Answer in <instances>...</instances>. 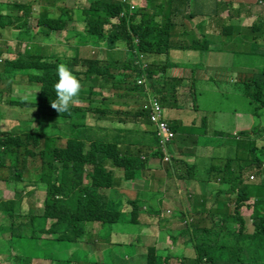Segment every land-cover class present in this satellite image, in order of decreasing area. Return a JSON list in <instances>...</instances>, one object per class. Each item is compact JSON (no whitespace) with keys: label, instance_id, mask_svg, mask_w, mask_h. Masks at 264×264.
<instances>
[{"label":"trees","instance_id":"trees-1","mask_svg":"<svg viewBox=\"0 0 264 264\" xmlns=\"http://www.w3.org/2000/svg\"><path fill=\"white\" fill-rule=\"evenodd\" d=\"M24 1L0 3V37L8 28L16 46L0 45V81L9 86L17 80L20 86L25 80L37 92L36 101L10 103L37 108L42 119H49L52 131L38 134L20 126L13 129V121L7 127L0 123V243H4L0 253L8 256L7 261L0 257V263L31 264L39 258L50 264H73L76 253L66 245L83 243L85 227L90 226L88 240L104 241L113 249L112 262L128 264L127 257L132 256L127 249L135 252L133 243H142L145 233L136 232L126 243L123 234L112 228L120 222L147 229L140 214L147 207L151 223L159 217L157 225L166 233L162 240L167 249L166 240H170L172 247L188 244L192 251L193 257L179 264H264V159L258 157L264 147L258 150L256 143L241 144L240 139L231 146L223 141L218 145L216 139L205 138L204 128L183 127L172 111L185 98L180 93L185 84L211 81L208 72L214 69L217 81L223 85L239 82L252 100L249 104H259L253 117L255 110L264 109V54L252 50L258 59L246 64L233 62L230 55L244 54L234 43L239 30L255 32L250 38L260 40L264 48V12L251 19L245 4L224 0H87V5L78 0H45L47 5L40 4L38 9ZM68 1L75 6L68 7ZM187 19L192 21L186 23ZM209 19L217 25L230 61L223 67L226 72L207 62L211 60L209 41L205 42L202 31L207 23V29L211 28ZM69 22L79 23L82 30L64 36ZM195 51L201 61L185 64L192 61L183 53ZM61 63L82 84L80 103L63 114L50 107ZM234 72L238 82L231 80ZM1 96L0 91V108ZM153 100L160 108L159 120L173 132L165 144H160L159 128L151 119ZM258 132L264 138L260 127L234 135L247 138ZM207 143L210 147L204 149ZM243 160L250 163L241 165ZM248 168L258 171L260 183L246 182L251 176L242 171ZM158 169L165 171L169 189L177 193L180 186H198L199 191H186L185 201L179 199L180 205H190L191 213L186 208L163 215L164 200L156 202L157 209L142 200L143 194H159L151 186L152 172ZM212 175L226 187L221 191L225 199L235 202L233 191L240 197L233 215L215 208L216 199H208L220 195L206 189ZM129 182L141 183L144 192L138 190L134 196L130 191L134 198L119 199ZM40 188L44 192L37 191ZM37 198L41 207L36 209ZM251 198L254 201L244 204ZM243 207L252 210L250 221L239 211ZM175 221L185 225L176 236L163 225ZM155 253L152 249L141 264L178 262L170 254L161 260Z\"/></svg>","mask_w":264,"mask_h":264},{"label":"rangeland","instance_id":"rangeland-1","mask_svg":"<svg viewBox=\"0 0 264 264\" xmlns=\"http://www.w3.org/2000/svg\"><path fill=\"white\" fill-rule=\"evenodd\" d=\"M6 1L8 0H0V3H5ZM11 1H14V0H11ZM44 1L45 0H25L24 2H31L33 8L38 9V5L40 7V4H42L43 6L47 5L46 3L43 4ZM78 1L83 2L84 4L82 5L88 4L86 3L87 0H78ZM67 6L74 7L75 5L73 4V2L68 1ZM261 9L264 12L263 6H261ZM261 9H260V12H261ZM49 11L54 12L52 9ZM250 11L252 13L254 11V8H251ZM190 21L192 20L187 19L186 23ZM248 21L249 19H246L245 23H247ZM76 24L77 23L75 22L74 23L69 22L67 29L63 32L64 36H70L76 31H81L82 27L78 26L79 23L78 25ZM246 31L241 32V30H239L241 36L246 37L245 41L248 42V44L246 45H242V41L239 40L240 37H238L236 34L234 36L237 39L238 48L244 49L243 55L240 54L237 56L235 54H232L234 52L230 54L231 56H234L232 57V60H234L233 62L238 63V64L240 63L246 64L249 60L258 59V57H254L252 55L253 53L252 50L257 51L258 54L260 52L264 54V48H262L261 50V47L259 45L260 40L256 42L254 41L253 38L252 39L250 38L253 36V34H256V33L253 32V34H245ZM202 33L205 34L206 36L205 42L207 40L209 41V46H208L209 52L208 53H209L211 60L207 59V62L211 63L217 68H221L223 72H226L223 69V67H228L230 61H229L228 55L223 52V45H222L221 37L218 31L203 29ZM173 37L177 38L178 36L173 34ZM59 38H61V36H59ZM1 44H5L7 45V47L8 45L11 44L12 46H14V48L16 47L15 40L9 34L8 28H6L5 32H3V34L0 37V45ZM22 46H20V49H22ZM89 47L93 48L94 45L92 43H89ZM97 53L99 54V52ZM183 54L186 55L187 59L189 58L188 55H190V60L192 61V62L186 61L184 62L185 64L186 63L194 64L193 62L201 61V58L198 57V54L196 51L195 52H185ZM172 59L173 57L171 56V60ZM174 60L182 61V59H177V58ZM203 60H205V55L203 57ZM1 65L2 63L0 62V70H1ZM208 73L210 76H212L211 81L189 82L188 84H185L184 90L180 92V93L185 94L184 96L185 98L182 102L178 103L179 109L172 110V111L174 112V114L178 115L176 119H180L183 127L191 128L193 127L192 124H194L195 128H204V130L206 131V134L204 135L205 138L209 137L210 140L216 139V142L218 143V145H220L221 141H223L222 144H227L230 146L233 145L235 139L239 140L242 138V137L239 138V136L238 137L235 136L234 135L235 133H238L239 131L250 132V129L251 128L254 129V127L264 128V109L259 108L258 110H255L254 113L257 115L256 117H253L252 111L254 110V107L257 108L259 104L258 103L255 105L249 104L252 100H250V98H248L245 95L244 87L242 86V84L238 82L237 80L238 76L235 72L233 73L231 80L234 79L238 83H233L231 85L226 82H224V85H223L220 81H217V76H215V70L214 71L209 70ZM245 78L246 77H244L243 80ZM16 81L10 82L9 86H8L9 83L7 81L5 80L0 81V91L2 94L1 96L2 104H1L0 109L3 112V117L0 118V123L4 127H7L8 121H13L12 127L15 130L19 129L18 126H20V127H23L22 129L28 130L29 132L38 133V134L46 132L48 134L49 132L52 131L51 124L48 123L49 119L47 118L42 119V116L37 113V111H39L37 108H32L30 106L20 107V106L13 105L10 103V101H19L21 103L30 104V102L35 100V96L37 94V92L33 88L29 87L28 85H25L27 84L25 80H23L24 84H21L20 86H17L18 84ZM8 87L9 89H11L10 91ZM167 87L168 86H166V88ZM185 101H186V104H185ZM242 122H244V125L241 124ZM246 125L251 128L250 129L246 128L245 127ZM246 129H249V130H246ZM204 136L201 139H203ZM256 136H257L256 146L258 150H260L261 147H264V141H263L264 138L261 137L262 134L259 132L256 133ZM209 147H210V143H207L204 149L209 148ZM236 151H238V146L236 147ZM260 156H264V153L258 155L259 158L264 159V157H260ZM249 162L250 161L243 160L241 161V165L248 164ZM200 170H203V168H200ZM152 173H153L152 174V185H151L152 189H155V191H160V192L159 194H154L153 192L152 193L145 192L147 194H143L144 198L142 200H144L148 205L152 206L153 208L156 207L157 209L158 206L156 202L166 199L163 202V207L168 206V205H174V206L172 207L170 206L169 208H165V209H170L169 211H171V210H176L177 208L178 210L185 211L187 207L184 208V206H188V204H185L184 206L181 207V209H179L180 204L179 202H177L179 199H182L183 201H185L186 196H187L185 186L183 187L180 186L182 187V190L179 195L173 191V188H171L170 191L168 190L171 182L167 183L165 179V176H166L165 171L163 172L160 169H158V170L153 171ZM245 175L246 177L250 176L248 169L245 170ZM253 181L260 183L259 178L254 179ZM21 184L22 183H20V186ZM191 185L192 184H189L188 186H191ZM123 189L121 190V192H124V194L119 197V199H122V200H126L127 198H129V196L134 198L138 190L143 191L141 183L139 182H136L135 184L129 182L124 186ZM39 190L41 192L43 191V188H40L37 191ZM130 191L134 192V196L133 194L129 193ZM40 192H38L37 194H39ZM221 194L226 197L225 192H222ZM4 195L6 197L8 196V194L5 192H4ZM231 196L233 197L235 202L237 200L240 201L239 200L240 197L237 196V194L232 193ZM37 199H38L37 201H34V203L36 204L35 206L36 209L41 207V201L39 200V198ZM175 201L176 203L174 204ZM247 204H250V202H247ZM220 208L222 210H227V212L229 213L228 215H233L234 208L232 204H229L228 206L222 204ZM146 209L147 207L143 208L142 213L140 214L142 215L143 221L147 229L138 228V226H136L135 224L120 223V222L117 225H114L112 228L114 232L121 233V235L123 234L122 236L126 238V243H128L132 239V237L136 234V232L145 233V235L141 237L142 243H139V244L133 243V249H135V252H132L128 248L127 254L131 255L133 258L137 256L135 253L140 251L138 253L140 255L145 256L146 254H149L150 252H152V249H155L156 250L155 255H158L157 257H161V260L165 259L167 255L170 254L171 256H175V260L178 261L177 264H179V261H182V259L188 261V259L192 258L193 253L192 251L189 252L188 244L186 245L178 244L177 246L174 245V247H172L170 240H166L167 244H170V245L168 246V249L164 246L162 239L166 235V233L163 229L159 227V225H157V221H159V217H156L155 223H151L148 217V215L150 214L146 211ZM239 211H241L242 215L244 216L246 220L249 219L250 221L251 211L249 209L243 207V208H240ZM166 215H169V214H166ZM163 225L166 226L167 229H169L170 232L172 233H174L175 231H179L182 227L185 226L181 224L179 221H175V228H172L168 222H164ZM205 225L209 226L207 222ZM249 230L246 229L247 232H249ZM85 232L86 233L83 237V243H80L78 245L76 244H69L68 246L66 245V247L71 248L76 253L71 259L75 261L73 264H93V263L114 264L116 263V262H112L111 255L114 259L112 247L104 243V241H94L93 243H91V240H88L89 234H91L90 226L85 227ZM97 243H98V246L94 248V246ZM100 245H103L104 247ZM3 248H4V243H0V251ZM115 248H118V247H115ZM262 249L264 250V248ZM32 250L33 248L29 249L30 252ZM0 257L5 261L8 260L7 253L5 251H2L0 253ZM62 257H63V253H60L59 259H61ZM127 258L131 259V257H127ZM12 262H14V264H17V262L15 261H12ZM0 264H5V263H0ZM31 264H50V263L48 259L43 260V259L35 258L32 260ZM133 264H140V260L138 258H135Z\"/></svg>","mask_w":264,"mask_h":264},{"label":"crops","instance_id":"crops-1","mask_svg":"<svg viewBox=\"0 0 264 264\" xmlns=\"http://www.w3.org/2000/svg\"><path fill=\"white\" fill-rule=\"evenodd\" d=\"M224 1H231V2H233V3H240V4H245L246 6H247V8H245L246 10H250L251 8H254V11L251 13L252 14V16H251V19H255L256 18V15L260 12V9H261V6H263L264 7V0H260V1H257V0H224ZM213 4V3H212ZM259 14H263V11H262V9H261V12L259 13ZM159 19V18H158ZM250 19V20H251ZM209 21V23H210V27L211 28H208V30H214V31H218V27H217V25H215L214 24V20H208ZM219 23H223V20L222 21H220ZM218 23V24H219ZM208 23H207V26H206V30H207V27H208ZM237 36L238 37H240L239 38V40H241L242 41V45H246V44H248V42L247 41H245V38L246 37H243V36H241V34H237ZM235 38V37H234ZM234 43L237 45L238 44V42H237V39L235 38V40H234ZM226 46L227 45H230V42H227L226 44H225ZM256 55H257V53L256 52H254ZM253 53V54H254ZM214 69V68H213ZM215 70V69H214ZM213 70V71H214ZM232 76H233V74H232ZM232 76H231V78H232ZM242 125H244V122H242L241 123ZM246 128H251V127H248L247 125L245 126ZM244 127V128H245ZM143 128H145V126L143 127ZM249 129H246V130H249ZM216 133V132H215ZM206 134V133H205ZM207 139L209 140V138L207 137ZM257 139V136L256 135H253V134H250L247 138H241L240 140H241V144H249V143H252L253 145L256 143L255 142V140ZM257 153H259V152H257ZM253 154H255V153H253ZM226 156V155H225ZM188 161L192 164L193 162H194V158L193 157H188ZM214 163H216V162H214ZM250 163V162H249ZM248 163V164H249ZM248 171H249V168H248ZM258 172V171H257ZM255 170H252V171H249V175H252V176H254V179H257V178H259V175H257L256 173H257ZM180 173H183V170H181V171H179V175H180ZM242 173H243V175H245V171H242ZM253 179V180H254ZM253 180H250V179H248V181H246V182H253ZM260 180H261V177H260ZM167 181V180H166ZM261 181H263V184H262V188H263V192H261V198H262V195L264 196V179L262 178V180ZM251 182V183H252ZM207 187H209L210 189H209V191L210 190H213V189H215V191H214V193H216V194H220L219 195V197L218 198H214V197H211L210 195L208 196L209 198L208 199H210V200H213V199H216L215 200V202H216V205H215V208L216 207H220L223 203L221 202V200L222 199H225V196L224 195H222L221 194V191H225L226 190V187L225 186H223L222 184H221V182H220V180L218 179H216V177L215 176H213L212 175V178H211V180L208 182V184H207V186H206V189H207ZM185 188H186V191H192V190H194L195 192L196 191H199V188H198V186L197 185H191V186H185ZM169 191L171 190V189H168ZM174 192H175V190H173ZM181 191V190H180ZM194 192V193H195ZM176 193V192H175ZM232 193H235L236 194V191H233V192H231V194ZM263 193V194H262ZM230 194V195H231ZM227 197V196H226ZM232 197V196H231ZM233 198V197H232ZM180 200H178L177 202H179ZM219 201V202H218ZM252 201H254V198H251L250 200H249V202L251 203ZM221 202V203H220ZM176 203V201L174 202V204ZM179 204H180V202H179ZM229 204H232L233 205V208H234V206H235V202L234 201H232V200H227V199H225V203H224V205H229ZM182 206H184L183 204L182 205H180V208L182 207ZM190 205H188V206H184V208L185 207H187V209H188V211H190V213L192 212V210H191V208L189 207ZM170 206L168 205V206H165V208H169ZM175 208H176V206H175ZM176 210H178L177 208H176ZM180 211V210H179ZM185 212V211H184ZM189 213V214H190ZM189 218H192V214H190L189 215ZM171 227L172 228H175V223H171ZM175 236H176V234H177V231H175L174 233H173Z\"/></svg>","mask_w":264,"mask_h":264},{"label":"clouds","instance_id":"clouds-1","mask_svg":"<svg viewBox=\"0 0 264 264\" xmlns=\"http://www.w3.org/2000/svg\"><path fill=\"white\" fill-rule=\"evenodd\" d=\"M56 74H57V81L53 85V90L55 93V99L53 101H51L50 107L59 114L69 113L70 108L72 106H75L76 104L80 103V92H81L82 84H81L80 80L75 75H73L72 71L67 67V65H65L63 63L57 65ZM138 83H139V81H138ZM34 127H35V125H34ZM166 143H168V142H166ZM178 174H179V172H178ZM250 176L254 178V176H252V175H250ZM250 180H253V179H250ZM180 190H182V187H180ZM175 192H176V190H175ZM179 193H181V191H179L177 194H179ZM244 204H247V202H245ZM169 206L172 207L174 205H169ZM163 208L164 209H162V211H161V212H163L162 213L163 215L164 214L170 215L171 211H175V210L169 211L170 209H165V207H163ZM249 210L252 211L251 209H249ZM97 250H99V249H97ZM138 252H140V251H138ZM138 252L135 253L137 255L136 257H133V258L131 257V259H129V258L127 259L128 264H133L135 258H138L140 260V264L143 263L144 260H147V254L145 256H143V255H140Z\"/></svg>","mask_w":264,"mask_h":264},{"label":"built area","instance_id":"built-area-1","mask_svg":"<svg viewBox=\"0 0 264 264\" xmlns=\"http://www.w3.org/2000/svg\"><path fill=\"white\" fill-rule=\"evenodd\" d=\"M152 103L153 115L151 119L152 121L156 122V125L159 128V130L157 131V135L160 139V144H165L172 138L173 132L169 129L168 125L164 121L159 120L160 108L158 103L154 100ZM250 179H253V177H251Z\"/></svg>","mask_w":264,"mask_h":264}]
</instances>
